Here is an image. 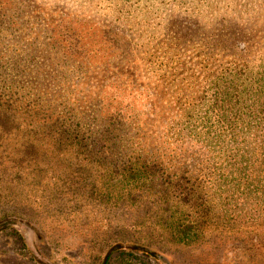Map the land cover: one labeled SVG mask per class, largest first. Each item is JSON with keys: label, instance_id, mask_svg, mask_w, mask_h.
Instances as JSON below:
<instances>
[{"label": "rangeland", "instance_id": "rangeland-1", "mask_svg": "<svg viewBox=\"0 0 264 264\" xmlns=\"http://www.w3.org/2000/svg\"><path fill=\"white\" fill-rule=\"evenodd\" d=\"M237 1L0 0L1 98L88 119L91 132L94 118L120 121L129 145L107 156L160 167L134 180L98 159L105 147L58 148L17 130L21 111L0 114V225L28 229L24 241L0 232V264H102L118 242L173 264H264V21L230 19ZM181 218L200 224L191 239L174 234Z\"/></svg>", "mask_w": 264, "mask_h": 264}, {"label": "trees", "instance_id": "trees-1", "mask_svg": "<svg viewBox=\"0 0 264 264\" xmlns=\"http://www.w3.org/2000/svg\"><path fill=\"white\" fill-rule=\"evenodd\" d=\"M236 4L237 8H233L232 6L225 4L226 7L230 6L229 8L232 10L231 16L230 13L226 14L230 19L233 17L235 12L239 14L240 11H242L241 13L244 15H249L253 12L258 13L259 21H264V0H238ZM224 20L227 19H219V24H221ZM230 23L235 26L233 20L230 21ZM230 29L233 31L231 32L229 30L228 34L236 31L234 27H230ZM262 29H264V25H262ZM222 39V44L227 43L228 45H231L234 41L233 37H231L230 43L227 40V37ZM259 61V67L261 69V77L259 78L261 89L260 97L262 98V100H259V109L263 108L259 112V131L262 143L264 144V46L261 48ZM0 65H2V63ZM11 108H15L25 114V116L21 118L17 117L16 123H18V126H15L17 130L21 127L25 129V125L28 127L30 126L34 131V134L38 135L40 140L50 142V144L57 146L58 148H71L82 153L91 151L95 154L100 153L105 147L104 150H106V155L102 156L101 153L100 156V154H98V159H102L106 163H112L111 161H114V164L120 163L121 165H118L117 172H126V177L138 180L141 177L146 178L150 175H154L155 169H157V171L160 169L158 164L147 166L146 162L149 161V159L145 158V154H130L129 156L127 155V158L121 155L120 158L116 159L107 156V153L109 154V151L113 152L115 147L118 148L121 147V145L128 147L129 145V142L121 138L120 128L115 127L114 123H121L120 121L116 122L94 118L92 123L95 127H97V129L91 132L88 127V124L90 123L88 119H72L70 116L55 113L53 108L50 106H43L33 100H14V102H11L10 100H3L0 94V114L4 113L6 115H11L9 113ZM168 184L169 189H171L173 183L169 182ZM174 187H177V189L180 188L179 184L176 182L173 184V188ZM196 201L197 200H194L195 203ZM183 203L189 207H194V204L188 203L187 200ZM184 220V218H181L174 221L172 229L174 230V234H178L182 239L188 240L191 239V236L199 229L200 224L190 228V225L185 223ZM25 226L26 225L22 222L15 225L13 222L7 221L6 223L0 225V232L11 227H16V229L23 231V237L20 235L19 238H22L24 241V232L28 230ZM15 233L17 236L20 234H18L17 231ZM118 261H123L125 264H145L149 261L154 262L155 264H173L168 257L152 250L149 247L135 243L123 242H118L107 250L102 259V264H112ZM38 262L39 264H52L44 260H39V258Z\"/></svg>", "mask_w": 264, "mask_h": 264}]
</instances>
